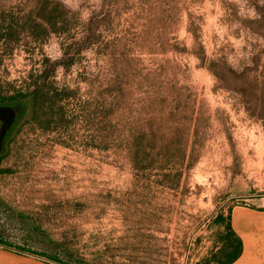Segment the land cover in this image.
Returning <instances> with one entry per match:
<instances>
[{"label":"rangeland","instance_id":"1","mask_svg":"<svg viewBox=\"0 0 264 264\" xmlns=\"http://www.w3.org/2000/svg\"><path fill=\"white\" fill-rule=\"evenodd\" d=\"M35 78L51 97L0 153V237L213 264L218 214L264 195V0H0V94Z\"/></svg>","mask_w":264,"mask_h":264},{"label":"crops","instance_id":"2","mask_svg":"<svg viewBox=\"0 0 264 264\" xmlns=\"http://www.w3.org/2000/svg\"><path fill=\"white\" fill-rule=\"evenodd\" d=\"M222 246L213 264H264V195L235 201L218 214ZM0 264H61L19 245L0 242Z\"/></svg>","mask_w":264,"mask_h":264},{"label":"trees","instance_id":"3","mask_svg":"<svg viewBox=\"0 0 264 264\" xmlns=\"http://www.w3.org/2000/svg\"><path fill=\"white\" fill-rule=\"evenodd\" d=\"M212 64V62H211ZM209 64L207 67H209V70L218 77V72L210 67ZM46 71L44 70V72H42L41 76H45ZM37 77H39V74L37 75ZM36 82V78L33 80V83L35 84ZM42 86H44V83L42 82L40 85L35 84V87L31 90H24L23 88H15L12 92L8 93V94H0V103H6V104H13L15 105L18 109H17V115L13 121V123L11 124V130L8 132L7 134V138L13 133L14 128L16 127V124L20 121V119L25 115L26 113V97L30 95V102L31 105H36V103L38 101L44 100V98L49 101L51 95L47 96V90H43L41 89ZM43 102V101H41ZM36 115H33V118H35ZM45 125V124H44ZM6 138V139H7ZM6 168L0 167V172L1 171H5ZM0 242H5V243H9L8 241H6L5 239H2L0 237Z\"/></svg>","mask_w":264,"mask_h":264},{"label":"flooded vegetation","instance_id":"4","mask_svg":"<svg viewBox=\"0 0 264 264\" xmlns=\"http://www.w3.org/2000/svg\"><path fill=\"white\" fill-rule=\"evenodd\" d=\"M17 109L13 104L0 103V119L2 120L0 126V153L2 152L7 134L11 130L10 126L17 115Z\"/></svg>","mask_w":264,"mask_h":264},{"label":"water","instance_id":"5","mask_svg":"<svg viewBox=\"0 0 264 264\" xmlns=\"http://www.w3.org/2000/svg\"><path fill=\"white\" fill-rule=\"evenodd\" d=\"M0 124H1V119H0Z\"/></svg>","mask_w":264,"mask_h":264}]
</instances>
